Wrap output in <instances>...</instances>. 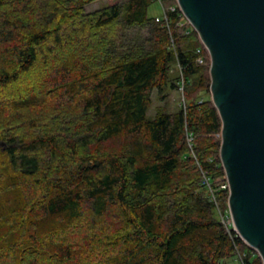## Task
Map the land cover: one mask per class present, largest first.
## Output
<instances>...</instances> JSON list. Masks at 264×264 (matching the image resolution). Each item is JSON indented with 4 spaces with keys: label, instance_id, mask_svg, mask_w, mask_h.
<instances>
[{
    "label": "trees",
    "instance_id": "trees-1",
    "mask_svg": "<svg viewBox=\"0 0 264 264\" xmlns=\"http://www.w3.org/2000/svg\"><path fill=\"white\" fill-rule=\"evenodd\" d=\"M92 1L0 0V264H262L216 211L197 32L174 2L164 19L155 0ZM181 82L185 106L149 118L152 91Z\"/></svg>",
    "mask_w": 264,
    "mask_h": 264
},
{
    "label": "water",
    "instance_id": "water-1",
    "mask_svg": "<svg viewBox=\"0 0 264 264\" xmlns=\"http://www.w3.org/2000/svg\"><path fill=\"white\" fill-rule=\"evenodd\" d=\"M209 53L232 229L264 264V0H176Z\"/></svg>",
    "mask_w": 264,
    "mask_h": 264
},
{
    "label": "rangeland",
    "instance_id": "rangeland-1",
    "mask_svg": "<svg viewBox=\"0 0 264 264\" xmlns=\"http://www.w3.org/2000/svg\"><path fill=\"white\" fill-rule=\"evenodd\" d=\"M116 1L117 0H94L90 3H88L87 5H85V9L88 12L93 11V10H96L100 7L106 6L108 4H112ZM173 2L177 4L176 0H155L148 8V15L149 16H161L163 8L164 9L168 8L169 5L172 4ZM183 19H184L183 22L189 23L187 21V19H185V16L183 17ZM207 55H208V60L210 62L208 52H207ZM174 67H175L174 71L176 72L175 74H178L177 72H179V76L181 78L179 66H177L175 64ZM177 68H178V70H177ZM208 73H209V71H208ZM180 85H181V83H180ZM180 85L176 89H172L168 86H165L160 92H158L156 89H154L152 91V94H151V104L147 110V116L149 118H151V117H154L158 112H162L163 110L175 111V110L179 109V107H181V106L184 107L185 106L184 105L185 100H184V94H183V84H182V88L180 87ZM202 175H203V177H205L204 172H202ZM204 182L206 183L205 178H204ZM209 186H211V184ZM209 186H208V188H210ZM216 205L218 206V203ZM217 206H216V211H217V214L219 215V218L221 220V215L224 216L225 214H223V212L220 210L219 206H218V208H217ZM230 227L232 229L233 226L230 225ZM219 264H243L242 255L238 252L236 257L227 258L223 261H220Z\"/></svg>",
    "mask_w": 264,
    "mask_h": 264
},
{
    "label": "built area",
    "instance_id": "built-area-1",
    "mask_svg": "<svg viewBox=\"0 0 264 264\" xmlns=\"http://www.w3.org/2000/svg\"><path fill=\"white\" fill-rule=\"evenodd\" d=\"M177 5V4H176ZM177 7H178V5H177ZM176 8V6L174 5V6H171V9L173 10V9H175ZM179 8V7H178ZM165 11H166V9H164L163 8V11H162V16H163V18L164 19H166V13H165ZM183 17H184V15H183V13H182V17H181V21H183L184 19H183ZM186 19V18H185ZM182 23V22H181ZM197 62H199V63H201L202 62V59L200 58V57H198L197 58ZM182 84H183V82H181V85H180V87L182 88ZM204 176H205V172H204ZM224 179H225V182L221 185V187H223V188H228V183H227V181H226V178H225V176H224ZM205 181H206V184L209 186L210 184V182H209V180L206 178V176H205ZM210 187V186H209ZM211 191H212V189L211 188H209ZM212 200L215 202V203H217V201H216V199L214 198V196H212ZM221 221H222V223L226 226V228L227 227H230V225L231 226H233V223H232V218H231V216H230V213H229V215L228 216H226V215H221ZM244 264V263H243Z\"/></svg>",
    "mask_w": 264,
    "mask_h": 264
}]
</instances>
